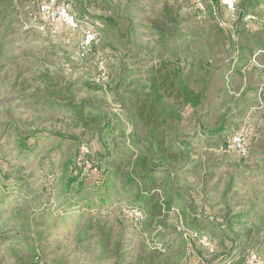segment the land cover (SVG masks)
I'll return each mask as SVG.
<instances>
[{
  "label": "rangeland",
  "instance_id": "rangeland-1",
  "mask_svg": "<svg viewBox=\"0 0 264 264\" xmlns=\"http://www.w3.org/2000/svg\"><path fill=\"white\" fill-rule=\"evenodd\" d=\"M40 1L18 0L0 24V159L4 173L26 185L23 198L12 194L13 180L11 191L1 193L0 264H244L252 251L264 262V1L252 13L256 20L239 11L233 21L213 0H203L204 14L189 0H72L78 18L100 25V40L84 58L77 54L79 35L52 34L35 16ZM101 58L107 78L98 66ZM169 64L179 65L204 96L201 107L184 110L181 126L192 143L190 163L178 175L184 204L155 233L147 220L131 222L130 203L110 191L108 204L93 209L105 231L112 227L111 240L100 230L85 234L82 225L91 211L77 204L78 197L66 204L70 193L62 168L88 159L83 175L98 179L100 155L107 153L98 138H107L99 133L102 119L84 127L69 109L84 105L108 113L126 147L121 131L129 135L133 127L123 107L130 102L123 104L121 96L141 88L150 73H167L161 69ZM198 120L206 134L220 125L225 130L193 136ZM241 129L248 157L221 152L219 146ZM29 136L30 143L38 140L35 150L19 153L18 137ZM31 196L26 225L4 214ZM180 219L210 240L213 250L178 230Z\"/></svg>",
  "mask_w": 264,
  "mask_h": 264
},
{
  "label": "trees",
  "instance_id": "trees-1",
  "mask_svg": "<svg viewBox=\"0 0 264 264\" xmlns=\"http://www.w3.org/2000/svg\"><path fill=\"white\" fill-rule=\"evenodd\" d=\"M2 1L0 0V24L8 18V10L15 7L18 0H7L5 7ZM263 1L239 0L240 16L246 18L252 15ZM213 4L221 6V0H213ZM105 20L108 24L114 23V20L109 17ZM163 66L161 70H166L167 73L160 75L150 73L148 80L141 85V88L121 96L123 104L126 100L130 102L129 108L126 105L123 107L133 127L129 135L121 131L126 147L118 142L115 127L108 119V113L102 116L84 105L69 109L75 120L84 127H89L92 122L102 119L104 127L99 133L104 131V138H107L106 140L102 137L98 138L107 150V153L100 155V166L95 165L100 172L98 179L89 181L90 175H83L88 159L81 166L76 162H66L62 168L63 183L66 192L70 193L66 204L71 205L73 198L78 197L77 204L83 202L85 210L91 211L82 225L85 234L91 230H100L107 237L108 242L111 240L112 227L109 231H105L106 223L102 222L97 210L93 209V206L101 207L108 204L111 200L110 191L114 192L113 196L116 200L122 198L130 203L127 212L131 222L134 223L132 210H141L145 213V221L150 223V229L155 233L166 227V215L176 210V206L184 204L178 187V175L190 163L192 143L190 135L182 131L181 126L185 119L184 110L193 111L201 107L204 96L190 86L189 81L183 77L179 65L177 67H172V64ZM86 86L89 89L96 88L92 84H86ZM131 107L134 109L132 110ZM197 124L196 131L195 128L192 131L193 136L217 135L225 130V126L220 125L210 129V132L206 134L207 127L204 123L198 120ZM56 136L62 137L61 134ZM31 138L34 136L25 139L18 137L16 148L19 153L35 150L36 146L33 145H37L38 140L30 143ZM109 143L112 145L110 150H108ZM2 164L3 161L0 159V200L2 192L6 194L11 191L8 184L10 180L14 183L12 194L17 193L19 197L20 194L22 198L25 197L22 195L26 188L25 183L9 172L4 173ZM93 195L98 196V201L93 198ZM34 198L31 196L30 199H22L25 201L22 206L10 207L4 211V214L14 222L26 225V221L30 219V202H32L31 199L34 201ZM177 229L185 234L197 233L193 229L187 230L182 219ZM115 248L118 251L121 249L120 241L116 243ZM106 250L108 251L109 247Z\"/></svg>",
  "mask_w": 264,
  "mask_h": 264
},
{
  "label": "built area",
  "instance_id": "built-area-1",
  "mask_svg": "<svg viewBox=\"0 0 264 264\" xmlns=\"http://www.w3.org/2000/svg\"><path fill=\"white\" fill-rule=\"evenodd\" d=\"M92 2L93 0H87ZM196 10L202 14L206 12V5L203 0H189ZM72 0H42L38 4L36 17L43 19L52 34L69 32L80 36L77 44V54L86 57L93 46L100 40V25L90 17L78 18L72 10ZM221 5L225 8L230 19H239L238 0H221ZM246 19L256 20L257 17L249 15ZM98 66L104 78L108 77V69L103 59L98 60ZM223 153H236L241 158L249 155V148L244 130L233 134L227 142L219 148ZM132 217L135 225L141 224L145 220V213L141 210H132ZM201 244L209 250H213V244L207 238L202 239L197 233H192ZM201 238V239H200ZM244 264H264L261 256L257 252H250L245 258Z\"/></svg>",
  "mask_w": 264,
  "mask_h": 264
}]
</instances>
